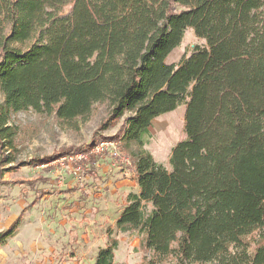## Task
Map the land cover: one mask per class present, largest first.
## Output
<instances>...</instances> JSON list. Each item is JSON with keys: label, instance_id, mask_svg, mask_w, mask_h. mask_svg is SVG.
<instances>
[{"label": "trees", "instance_id": "16d2710c", "mask_svg": "<svg viewBox=\"0 0 264 264\" xmlns=\"http://www.w3.org/2000/svg\"><path fill=\"white\" fill-rule=\"evenodd\" d=\"M188 27L205 43L166 62ZM0 95V180L13 113L71 122L104 103L100 128L123 119L117 133L27 163L48 171L56 158L114 141L138 187L118 231L140 233L170 264H264V0H0ZM180 104L186 138L167 167L145 145L152 120ZM116 247L111 237L94 264H121Z\"/></svg>", "mask_w": 264, "mask_h": 264}, {"label": "rangeland", "instance_id": "374dc122", "mask_svg": "<svg viewBox=\"0 0 264 264\" xmlns=\"http://www.w3.org/2000/svg\"><path fill=\"white\" fill-rule=\"evenodd\" d=\"M204 43L188 27L166 62L176 63L193 45ZM106 112V105L97 103L89 115L71 122L32 109L11 115L7 124L13 135L2 139L7 145L2 148L6 161L0 180V232L17 217L18 221L15 238L13 235L0 246V264H94L99 248L105 247L111 237L117 242L115 262L170 264L157 261L144 246L140 233H123L115 227L127 192L138 191L133 162L117 145V156L107 149L94 163L83 162L81 167H76L80 163L55 165L47 171L43 165L27 163L60 147L117 133L123 119L113 127L100 128ZM184 112L185 104H180L154 118L149 127L152 137L145 147L167 167L171 149L186 138ZM29 178L35 181L11 182Z\"/></svg>", "mask_w": 264, "mask_h": 264}, {"label": "built area", "instance_id": "2783aa9c", "mask_svg": "<svg viewBox=\"0 0 264 264\" xmlns=\"http://www.w3.org/2000/svg\"><path fill=\"white\" fill-rule=\"evenodd\" d=\"M117 143L114 141H100L96 143L94 146H92L89 150L87 151H81L77 153H72V154H66L64 156H61L59 158H56L52 161L49 162V164L53 165H61L63 166L64 164H72L73 166L77 163L78 164L76 167H81V163L84 161H87L90 157V155H93L95 157H98L103 154V152L107 149H112L111 154L115 157L118 155V152L116 149Z\"/></svg>", "mask_w": 264, "mask_h": 264}, {"label": "crops", "instance_id": "0c3cea01", "mask_svg": "<svg viewBox=\"0 0 264 264\" xmlns=\"http://www.w3.org/2000/svg\"><path fill=\"white\" fill-rule=\"evenodd\" d=\"M29 179H31V178H29ZM25 180H27V179H25ZM136 185V184H135ZM18 218V217H17ZM14 238H15V235H14Z\"/></svg>", "mask_w": 264, "mask_h": 264}]
</instances>
